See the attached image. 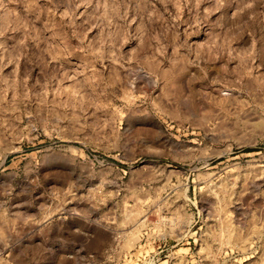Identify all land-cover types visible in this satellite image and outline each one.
Masks as SVG:
<instances>
[{
	"label": "rangeland",
	"instance_id": "rangeland-1",
	"mask_svg": "<svg viewBox=\"0 0 264 264\" xmlns=\"http://www.w3.org/2000/svg\"><path fill=\"white\" fill-rule=\"evenodd\" d=\"M0 264H264V0H0Z\"/></svg>",
	"mask_w": 264,
	"mask_h": 264
},
{
	"label": "bare ground",
	"instance_id": "bare-ground-1",
	"mask_svg": "<svg viewBox=\"0 0 264 264\" xmlns=\"http://www.w3.org/2000/svg\"><path fill=\"white\" fill-rule=\"evenodd\" d=\"M73 151L70 149V151H65L63 154H61V157L62 159L68 163V164H71V163H74L75 162V159H76V156L73 155L72 153ZM90 197V196H89ZM135 220V219H134ZM232 236H230L231 238ZM242 243V242H241ZM243 244V243H242ZM244 245V244H243Z\"/></svg>",
	"mask_w": 264,
	"mask_h": 264
}]
</instances>
